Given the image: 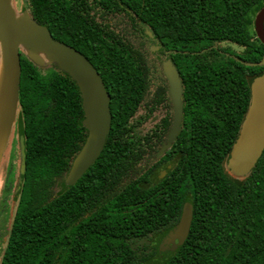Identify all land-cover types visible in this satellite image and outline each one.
<instances>
[{"label":"trees","instance_id":"trees-1","mask_svg":"<svg viewBox=\"0 0 264 264\" xmlns=\"http://www.w3.org/2000/svg\"><path fill=\"white\" fill-rule=\"evenodd\" d=\"M263 8L264 0H27L31 19L103 78L112 128L99 160L67 187L88 137L81 93L57 65L23 58L17 123L27 169L1 264H264V154L243 179L225 170L252 81L264 75L254 29ZM127 24H142L170 53L182 84L180 133L156 161L174 109L166 87L150 93L148 57ZM15 179L12 164L5 205ZM188 206L187 240L158 260Z\"/></svg>","mask_w":264,"mask_h":264},{"label":"water","instance_id":"water-1","mask_svg":"<svg viewBox=\"0 0 264 264\" xmlns=\"http://www.w3.org/2000/svg\"><path fill=\"white\" fill-rule=\"evenodd\" d=\"M254 29L264 45V8L255 19ZM0 48L3 63V92L0 106V142L4 134L9 139L18 120L21 86V49L38 67L49 63L68 74L77 84L82 96L85 114L83 125L88 137L83 149L73 163L66 186L75 185L95 165L102 155L112 128L111 102L103 78L91 62L74 48L55 40L49 29L36 24L28 13L18 15L13 0H0ZM257 66H264L263 61ZM170 80L169 95L174 109V120L167 151L180 133L183 121L182 84L179 73L171 61L167 63ZM5 136V135H4ZM8 139L6 140L8 142ZM264 153V75L251 84V103L241 126L239 136L227 159L230 173L243 179L258 164ZM26 146L21 136L19 142L20 178L26 172ZM225 163V164H226ZM17 190L16 192H18ZM193 222L191 206L183 210L180 222L166 236L157 258L160 261L172 256L187 240Z\"/></svg>","mask_w":264,"mask_h":264},{"label":"rangeland","instance_id":"rangeland-1","mask_svg":"<svg viewBox=\"0 0 264 264\" xmlns=\"http://www.w3.org/2000/svg\"><path fill=\"white\" fill-rule=\"evenodd\" d=\"M14 2V0H13ZM15 6L18 10L22 11L23 15L26 13V7H27V0H15ZM143 43H146L147 40L143 39L140 40ZM148 57L151 62V74H150V89L152 92L156 91L158 87H166L168 91H170V78L167 71V58L162 56H157L158 48L155 44H148L146 47ZM157 52V53H156ZM152 54V55H151ZM52 63H49L48 67H50ZM2 92H3V63H2V53L0 48V106H1V100H2ZM172 103V100H171ZM173 107V104H172ZM173 110V109H172ZM18 121V120H17ZM5 135V136H4ZM1 142H0V264L2 261V257L4 255L8 240H9V234L11 230V226L13 223V219L17 210L18 205V182L20 178V158H19V125L16 122L14 127L12 128V131L9 135L8 142L5 140L6 134H4ZM16 141L17 144L12 143ZM168 143V140H167ZM165 144V146L167 145ZM168 146V145H167ZM161 155H163V151H161L160 154H158L155 158L157 160ZM154 160V161H155ZM12 164L15 167V192L11 193L10 197L8 198V203L5 205L3 199L5 198L3 195V189L7 178V173L9 171V168L12 166ZM225 170L228 174H231L229 169L227 168V163L225 164ZM242 181V180H241ZM64 186L60 189V192H63ZM157 241L154 242L152 245L153 247H156Z\"/></svg>","mask_w":264,"mask_h":264},{"label":"flooded vegetation","instance_id":"flooded-vegetation-1","mask_svg":"<svg viewBox=\"0 0 264 264\" xmlns=\"http://www.w3.org/2000/svg\"><path fill=\"white\" fill-rule=\"evenodd\" d=\"M14 2H15V0H14ZM13 2V4H14V7H15V10H16V12H17V14L18 15H21L22 14V11L21 10H18L17 8H16V6H15V3ZM26 13H28V11L26 10ZM124 17H125V15H123ZM97 20V19H96ZM117 20H114L112 23H113V30H117L118 31V33H120L121 35H126V33H125V30H126V28L125 27H123L122 25H118L117 27L115 26L116 24H117ZM115 24V25H114ZM127 26H128V24H127ZM129 28H131L132 30H129V36H132L133 38V42H134V46H136V48L137 49H140L142 52H144L145 54H147V57H148V53H147V50H146V47L148 46V44H152V42H153V44H155L156 46H157V48H158V53H157V56H158V58H159V56H162V57H165V58H167V61L169 62V61H171L172 62V60H171V58H170V53L169 52H165V50L163 49V47L160 45V43L158 42V40H156V38L153 36V35H149V38L148 37H146V35H148V33H147V31L144 29V27H143V25L142 24H131V25H129L128 26ZM127 30H128V28H127ZM143 39H146L147 40V42L146 43H143V42H141L140 40H143ZM221 49H222V45H221ZM152 55V54H151ZM28 58L27 57V53H26V51H25V48H22L21 49V64H22V60H23V58ZM148 63H149V67H151V62H150V59H149V57H148ZM172 64H173V62H172ZM174 65V64H173ZM152 91H151V89H150V93H151ZM169 92V91H168ZM153 93V92H152ZM20 138H21V135H20ZM20 138H19V142H20ZM167 140L168 139H166V141L164 142V145L163 146H165V144L167 143ZM13 144L15 145V144H17V142L16 141H14L13 143H12V147H13ZM162 148H164V147H162ZM162 148H161V150H162ZM166 152V151H165ZM164 152V153H165ZM160 153H161V151H160ZM159 153V154H160ZM264 154V153H263ZM163 155H161L158 159H160L161 157H162ZM157 159V160H158ZM156 161V160H155ZM260 161V160H259ZM257 166V165H256ZM169 170L171 169V166H168L167 167ZM167 169V170H168ZM255 169V168H254ZM253 169V170H254ZM168 174V172L166 171V170H164V171H162L161 172V175H160V178L162 179V178H164L166 175ZM18 190V189H17ZM14 192H15V190H14Z\"/></svg>","mask_w":264,"mask_h":264}]
</instances>
